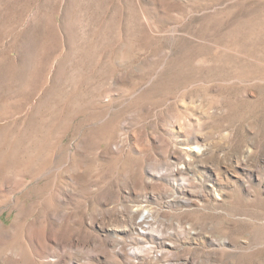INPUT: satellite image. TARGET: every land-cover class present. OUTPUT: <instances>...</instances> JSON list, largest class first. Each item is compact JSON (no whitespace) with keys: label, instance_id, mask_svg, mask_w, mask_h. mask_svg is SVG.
<instances>
[{"label":"rangeland","instance_id":"rangeland-1","mask_svg":"<svg viewBox=\"0 0 264 264\" xmlns=\"http://www.w3.org/2000/svg\"><path fill=\"white\" fill-rule=\"evenodd\" d=\"M0 264H264V0H0Z\"/></svg>","mask_w":264,"mask_h":264},{"label":"bare ground","instance_id":"bare-ground-1","mask_svg":"<svg viewBox=\"0 0 264 264\" xmlns=\"http://www.w3.org/2000/svg\"><path fill=\"white\" fill-rule=\"evenodd\" d=\"M4 177V176H3ZM17 177V176H16ZM20 177V176H19ZM16 184V182H14ZM18 185V184H17Z\"/></svg>","mask_w":264,"mask_h":264}]
</instances>
